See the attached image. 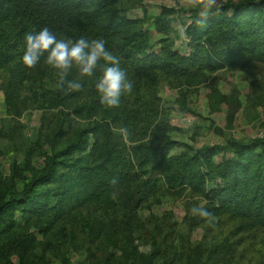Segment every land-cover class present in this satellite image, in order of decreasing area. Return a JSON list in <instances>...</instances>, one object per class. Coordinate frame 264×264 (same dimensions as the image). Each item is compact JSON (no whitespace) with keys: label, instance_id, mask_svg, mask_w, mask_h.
I'll list each match as a JSON object with an SVG mask.
<instances>
[{"label":"trees","instance_id":"trees-1","mask_svg":"<svg viewBox=\"0 0 264 264\" xmlns=\"http://www.w3.org/2000/svg\"><path fill=\"white\" fill-rule=\"evenodd\" d=\"M121 1L0 0V89L7 116H21L19 97L26 83L40 84L57 75L43 58L30 69L21 63L24 35L33 29L48 27L61 38H103L133 83L120 105L108 108L99 102L95 77L81 78L75 68L69 72L67 79L81 80L83 89L59 86L58 94L71 106V114L88 124L76 140L46 154L42 173L23 185L24 194L48 184L38 189L46 202L38 208L24 206V211L39 218L61 217L81 204H109L116 190L141 179L149 166L161 178H153L155 182L162 180L170 189L188 187L217 213L264 227V139H228L197 149L185 144L190 152L174 154L178 142L169 133L175 128L162 119L158 93L162 80L187 91L221 69L248 71L254 64L264 65V0L220 2L207 15V0H202L185 10L189 19L185 53L170 37L175 8L161 6L153 22L160 37L153 44L144 27L147 10L141 18H129ZM127 1L139 6L143 0ZM102 67L98 64L96 76ZM224 99L225 94L211 86L209 111L217 110ZM221 152L230 156L215 163L213 157ZM215 178L220 183L209 188ZM30 204L37 206L34 200Z\"/></svg>","mask_w":264,"mask_h":264},{"label":"rangeland","instance_id":"rangeland-1","mask_svg":"<svg viewBox=\"0 0 264 264\" xmlns=\"http://www.w3.org/2000/svg\"><path fill=\"white\" fill-rule=\"evenodd\" d=\"M225 1L241 0L213 4ZM201 2L143 0L133 6L122 0L120 5L132 19L147 10L144 27L153 44L160 37L153 22L161 6L175 8L170 37L185 53V10ZM211 86L225 94L215 111L208 106ZM58 92V75L40 84L26 83L19 97L23 112L12 118L4 112L0 89V205L9 202L0 206V264H264V227L217 213L188 187L170 189L162 180L155 182L153 178H161L149 166L141 179L116 190L109 204H81L61 217L39 218L24 211V206L38 208L46 202L38 189L48 184L24 194L23 185L42 173L46 154L62 150L88 124L71 114ZM158 93L162 119L175 128L169 133L178 142L174 154L190 152L185 144L197 149L228 139L248 141L258 138L264 127V65L254 64L248 71L221 69L187 91L162 80ZM229 156L221 152L213 161ZM219 183L215 178L207 186ZM193 206L207 207L212 216H193Z\"/></svg>","mask_w":264,"mask_h":264},{"label":"clouds","instance_id":"clouds-1","mask_svg":"<svg viewBox=\"0 0 264 264\" xmlns=\"http://www.w3.org/2000/svg\"><path fill=\"white\" fill-rule=\"evenodd\" d=\"M214 0H207L205 15L211 10ZM59 77V86L72 91L83 89L81 80H69V72L75 68L81 78L95 77L94 88L98 94L99 102L108 107L116 108L126 93H131L133 83L128 79L127 73L121 66V59L106 46L103 38H61L48 27L33 29L24 35V48L20 58L26 68H34L40 64L41 59ZM103 65L99 76H96L98 64ZM193 216L209 218L212 212L205 206H193L190 209Z\"/></svg>","mask_w":264,"mask_h":264},{"label":"built area","instance_id":"built-area-1","mask_svg":"<svg viewBox=\"0 0 264 264\" xmlns=\"http://www.w3.org/2000/svg\"><path fill=\"white\" fill-rule=\"evenodd\" d=\"M256 136L260 139H264V127L258 131V134Z\"/></svg>","mask_w":264,"mask_h":264}]
</instances>
